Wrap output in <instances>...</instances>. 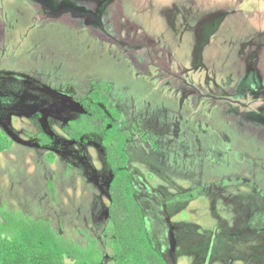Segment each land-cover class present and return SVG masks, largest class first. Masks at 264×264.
Instances as JSON below:
<instances>
[{
  "label": "rangeland",
  "instance_id": "rangeland-1",
  "mask_svg": "<svg viewBox=\"0 0 264 264\" xmlns=\"http://www.w3.org/2000/svg\"><path fill=\"white\" fill-rule=\"evenodd\" d=\"M0 71V134L11 118L33 138L25 118L44 123L51 89L86 100L105 85L149 242L170 264H264V0H0ZM18 136L0 155V207L82 248L89 234L112 264L101 137L52 159Z\"/></svg>",
  "mask_w": 264,
  "mask_h": 264
},
{
  "label": "trees",
  "instance_id": "trees-1",
  "mask_svg": "<svg viewBox=\"0 0 264 264\" xmlns=\"http://www.w3.org/2000/svg\"><path fill=\"white\" fill-rule=\"evenodd\" d=\"M90 100L83 102L85 113L65 126L64 131L78 143H85L87 135L102 138L103 154L112 173L102 235L112 250V264H169L148 239L143 210L126 169L129 133L117 123L120 113L109 103L103 84L94 86ZM11 144L0 134V154L9 150ZM0 216L4 221L0 223V264H65L66 258L72 259L73 264H101L103 260L97 240L89 234H85L87 245L82 248L57 233L43 218L34 219L2 207Z\"/></svg>",
  "mask_w": 264,
  "mask_h": 264
},
{
  "label": "flooded vegetation",
  "instance_id": "flooded-vegetation-1",
  "mask_svg": "<svg viewBox=\"0 0 264 264\" xmlns=\"http://www.w3.org/2000/svg\"><path fill=\"white\" fill-rule=\"evenodd\" d=\"M53 91H55V93H53L54 94V96L50 99V102H48L49 104L50 103H52V102H55V101H57L59 98H60V95H67V96H69V97H73L74 98V95H72L71 93H70V91L68 92L66 89L65 90H58V89H53ZM58 94H57V93ZM85 101H91L90 100V94L88 95V99H81V100H77V102L79 103L78 105H72V107L71 108H75V109H80V108H82V111H83V113H85V110H84V108H83V102H85ZM80 106V107H79ZM45 107V106H44ZM70 107V106H69ZM44 109H46V107L44 108ZM0 112H2V111H0ZM68 112H71V110L70 111H68ZM67 113V112H66ZM83 113H81V114H76L77 115V117L76 118H74L73 120H70V121H67L66 119H63V120H61L60 118V120L62 121V123H61V125H62V134H63V136L64 137H66V139H59V137H54L53 136V134H52V136L49 134V132L46 130H43V129H40L41 131L39 132V133H37L36 135H34V137L32 138V140H34V142H35V147H36V149H39V150H43V151H45V152H48L46 155L47 156H51L49 153L50 152H52V153H55L56 151H58L59 149H60V147H62V146H64V145H69V143L71 142V143H74V144H76V145H80V146H87V145H90V137H92V136H98V135H87V136H85L84 138L86 139V141H85V143H78V142H75V141H73V140H71L69 137H68V135L66 134V132L64 131V127L65 126H67L70 122H72V121H74V120H76V119H78L79 117H80V115H82ZM9 114V113H8ZM71 115H74V113H72L71 112ZM8 117H11L12 115L11 114H9V115H7ZM28 117V116H27ZM33 118V119H32ZM56 119H57V117H55ZM29 119H32V120H34V121H36V122H38V121H40L41 120V115H40V112H35V113H33L32 114V117L31 118H29ZM120 120V119H119ZM118 120V121H119ZM7 122L6 123H4L5 121H3V125H2V129H3V133L1 134L5 139H7V140H9V141H11V142H13V140H10L9 138H7V134H11V132L7 129V126H6V124L7 123H9L10 121H11V118H8L7 120H6ZM65 121V122H64ZM118 121H117V123H118ZM120 126V125H119ZM123 130V129H122ZM125 131V130H124ZM128 132V131H127ZM129 133V132H128ZM130 136V135H129ZM101 137V136H100ZM90 142V143H89ZM128 143H129V137H128V140H127V145H126V153H127V156H128V164H127V167H126V169L128 170V172L130 173V171H129V155H128V152H127V146H128ZM101 153H102V155H103V157H104V154H103V148H102V138H101ZM52 157V156H51ZM52 159H53V157H52ZM104 159H105V157H104ZM54 161V160H53ZM110 168V167H109ZM111 171V170H110ZM130 175H131V173H130ZM112 177V176H111ZM131 177H132V175H131ZM132 183H133V186H134V180H133V177H132ZM109 186V185H108ZM134 188H135V186H134ZM135 194H136V189H135ZM135 198H136V196H135ZM137 200V199H136ZM138 202V201H137ZM140 205V204H139ZM141 206V205H140ZM142 208V207H141ZM142 210H143V208H142ZM144 215V214H143ZM144 218H145V216H144ZM145 221H146V219H145ZM145 224H146V222H145ZM147 227V226H146ZM98 247H99V249H100V251H101V248H100V246L98 245ZM111 249V248H110ZM112 251V250H111ZM102 256H103V254H102ZM111 259H112V257H111ZM102 262H103V260H102ZM102 262H101V264H102ZM168 262V261H167ZM169 264L171 263V262H168Z\"/></svg>",
  "mask_w": 264,
  "mask_h": 264
},
{
  "label": "crops",
  "instance_id": "crops-1",
  "mask_svg": "<svg viewBox=\"0 0 264 264\" xmlns=\"http://www.w3.org/2000/svg\"><path fill=\"white\" fill-rule=\"evenodd\" d=\"M0 72H2V71H0ZM51 91H52V93H55V91H53V89H51ZM77 100L78 99H76L75 96L73 98V97H69V96L63 94V95H60V98L57 101L52 102L50 104L47 103V105L45 106L46 109H44V111L48 112V118L47 119H44V121H43L44 123L43 124H42V120L36 122V121H34L32 119L25 118L24 116H29L30 115V113H27L25 111L19 110V111H8V112L12 116H18V117L25 118V120L27 121V123L31 124L30 127H32V129L34 128V130L37 131V133H39L41 131L40 129H43L45 131L47 130L49 132V134L52 136V134H53L52 131H53L54 128L57 127L60 130H62V128H61L62 127V125H61L62 121L61 120H63V119L60 120L58 118L56 119L55 117H60L61 114L66 113V112H68L70 110L75 115L76 114H78V115L81 114L82 108H80V109L71 108L72 105H74V104L75 105H78L79 104L77 102ZM79 100H81V99H79ZM40 115H41V112H40ZM21 122H23V121H21ZM6 126H7V129L11 133H17V132L19 133V136L16 137V141L19 140V139H21L28 146L35 147L34 140H32V138L26 136L25 131L23 132V130H28L26 127H22L21 125H18L17 128L16 127H12V123L11 122L7 123ZM52 126H53V128H52ZM20 128H22L23 130L20 131L19 130ZM2 131H3V129H2ZM36 134H34V135H36ZM63 138L66 139V137H63ZM39 152L42 153V152H45V151L40 150Z\"/></svg>",
  "mask_w": 264,
  "mask_h": 264
},
{
  "label": "water",
  "instance_id": "water-1",
  "mask_svg": "<svg viewBox=\"0 0 264 264\" xmlns=\"http://www.w3.org/2000/svg\"><path fill=\"white\" fill-rule=\"evenodd\" d=\"M81 113H83V111Z\"/></svg>",
  "mask_w": 264,
  "mask_h": 264
}]
</instances>
